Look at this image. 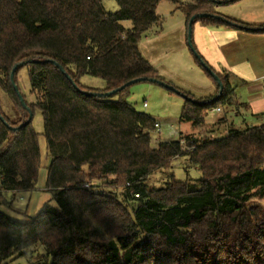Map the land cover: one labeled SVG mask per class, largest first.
I'll return each mask as SVG.
<instances>
[{"label": "trees", "instance_id": "trees-1", "mask_svg": "<svg viewBox=\"0 0 264 264\" xmlns=\"http://www.w3.org/2000/svg\"><path fill=\"white\" fill-rule=\"evenodd\" d=\"M160 1L115 0L116 11L107 13L103 0H0V92L17 116L9 121L0 106V205L5 193L37 191L40 135L48 159L42 192L50 196L32 217L24 211L25 221L0 209V264L33 256L35 248L44 256L28 264H264V209L252 201L264 200V124L152 148L154 121L127 103L128 82L162 81L138 48L160 25ZM214 8V0L180 7L187 29L192 16L207 14L191 28L199 22L252 31ZM199 58L200 67L207 65ZM22 68L35 97L24 107L14 90ZM210 70L221 95L214 100L219 87L204 70L216 93L195 99L181 92L179 122L201 127L212 110L235 107L227 76ZM83 76L103 80L104 88L80 84ZM114 90L108 97L86 95ZM33 108L42 117L40 135L32 115L28 120ZM179 157L199 171V187L171 175L164 187L148 188L149 177L169 172ZM115 190H122L120 198Z\"/></svg>", "mask_w": 264, "mask_h": 264}, {"label": "rangeland", "instance_id": "rangeland-1", "mask_svg": "<svg viewBox=\"0 0 264 264\" xmlns=\"http://www.w3.org/2000/svg\"><path fill=\"white\" fill-rule=\"evenodd\" d=\"M175 1L177 3H172L166 0H161L158 3L156 7V15L159 18L160 26L157 27V29L155 27L154 29L152 28L150 32L156 30L160 33L171 35V33L174 34L175 28L179 26L178 24L180 22L182 23L186 21L180 7L186 5L191 0ZM102 5L105 12L107 13H112L117 9L115 0H103ZM214 10L216 11V8H214ZM122 24L127 29L131 27L129 22H123ZM184 54L185 57L184 55L178 56L175 54V50L172 52L170 51L167 53L168 59H164L163 61L164 64L158 66V69L154 68L162 79V82L173 87L176 92L158 84L149 82H139L133 84L130 87V94L127 97V103L130 104L138 113H144L148 115L153 121L159 124L158 130L155 129L150 132V145L152 148H157L160 143L178 140L180 138H184L185 136H191L197 138V140L205 138V136L208 137V132L202 126L192 127L189 123L179 122L181 110L184 105V99L181 95V92L188 93L189 90L185 91L186 89H181L180 87L183 86L175 82V73L179 75L181 79L186 80L189 83L195 82L196 85L200 87L207 85L206 82H212L205 73L204 69L199 66L187 45H185ZM16 81L18 94L22 97L23 101L28 105L34 104L35 97L30 94L29 91V80L26 68L19 70L16 75ZM80 84L94 89H102L105 86L103 80L90 76L81 77ZM211 84L214 86L213 83ZM199 91L201 90L196 92L192 91L189 92V94L195 99H203L208 97V95L201 94ZM143 103L146 105L145 108H143ZM0 106L9 121L14 122L17 119L11 101L2 92H0ZM230 112V110H227V118L230 120V122L232 121V124L235 127L242 126L243 121L240 119V117H236L234 115L229 116ZM31 115L32 128L37 134H42L43 121L40 112L36 108H33ZM217 116L218 114L209 112L205 117L204 124L206 126L213 125L217 119ZM247 124L250 125L249 123ZM254 125L257 126L258 124H252V126ZM38 140L41 146L39 149L41 168L37 178V191L32 193L16 194L14 197L10 193H5L3 195V200L5 203L0 205V209L9 218L17 221L26 220L22 215L24 211H26V216L32 217L39 211L42 204L50 200V196L42 192V187H44L46 180V169L48 165L46 151L42 148L43 143L46 145V142L42 135L39 136ZM171 175L177 181H187L191 189H197L199 187V171L196 169V167L190 165L185 157L174 159L169 172L154 173L151 177H149L146 185L150 189L164 187L168 183L169 176ZM93 189L97 191L112 192L109 188L98 187V185H94ZM119 192H122V190L114 191L117 196H119ZM252 201L254 204H257L264 209V200L259 201L255 199ZM6 204H10V207ZM31 250L32 252H35L33 256L29 255L27 258L15 259L11 262V264H28L30 261L36 262L42 260L44 256V252L42 250L36 248Z\"/></svg>", "mask_w": 264, "mask_h": 264}, {"label": "crops", "instance_id": "crops-1", "mask_svg": "<svg viewBox=\"0 0 264 264\" xmlns=\"http://www.w3.org/2000/svg\"><path fill=\"white\" fill-rule=\"evenodd\" d=\"M214 1L218 14L252 29L248 31L226 25H202L199 22L192 27L191 39L195 51L215 73L227 76L237 100L229 116L240 117L243 121L242 126L235 127L227 118V110H212L218 114L215 123L211 126L203 124L202 127L208 132L207 138L217 139L226 136L230 127L241 129L243 126L252 127V124H264V0H235L229 3H224L225 0ZM178 25L174 34L154 30L140 40L138 48L152 67L158 69V66L164 64V59H168L167 53L173 50L178 56L185 57V45L188 46L187 24L184 21ZM175 82L183 86L181 89L189 90L188 93L198 90L208 96L216 93L215 85L211 84L213 82H206L207 85L200 87L195 82L181 79L176 73ZM42 148L46 151L45 143Z\"/></svg>", "mask_w": 264, "mask_h": 264}, {"label": "water", "instance_id": "water-1", "mask_svg": "<svg viewBox=\"0 0 264 264\" xmlns=\"http://www.w3.org/2000/svg\"><path fill=\"white\" fill-rule=\"evenodd\" d=\"M208 15L207 14H198V15H195V16H192L191 18H190V20H189V22H188V29H187V44H188V47H189V49L191 50V52L193 53V55L195 56V58H197L198 60H200V58H199V54H197V52H195V50L193 49V47H192V42H191V32H192V28H191V25H192V23H193V21L196 19V18H205V17H207ZM200 63H201V66H202V68L206 71V72H208L209 74H210V76L217 82V85H218V87H219V91H218V95L214 98V100L215 99H217L220 95H221V93H222V84H221V82H220V80H219V78L210 70V68L207 66V65H205L202 61H200ZM22 66V64H19V65H17V66H15L13 69H12V71H11V73H10V80H11V82H12V84H13V75H14V72H15V70L18 68V67H21ZM56 67H57V69L65 76V77H67V74L66 73H64V71H63V69L59 66V65H55ZM139 82H149V83H155V84H158V85H160V86H162V87H165V88H167V89H169V90H171V91H175L174 89H173V87H171V86H168L167 84H165L164 82H162V81H159V80H156V79H153V78H150V79H145V78H139V79H135V80H132V81H130V82H128L127 84H125V85H133V84H135V83H139ZM124 87V86H123ZM122 88V87H121ZM121 88H119L118 90H120ZM14 90H17V87L14 85ZM117 90H114V91H111V92H107V93H86V95H89V96H106V97H108V96H111L112 94H114L115 92H116ZM176 92V91H175ZM17 96H18V98H19V100H20V103L22 104V106L24 107L25 106V104H24V101H23V99H22V97L17 93ZM0 119L2 120V118L0 117ZM31 119V113H29V119L28 120H30Z\"/></svg>", "mask_w": 264, "mask_h": 264}, {"label": "built area", "instance_id": "built-area-1", "mask_svg": "<svg viewBox=\"0 0 264 264\" xmlns=\"http://www.w3.org/2000/svg\"><path fill=\"white\" fill-rule=\"evenodd\" d=\"M143 106L145 107L146 105L145 104H143ZM216 111H220V109L219 108H216L215 109ZM154 129H159V124L158 123H154Z\"/></svg>", "mask_w": 264, "mask_h": 264}]
</instances>
